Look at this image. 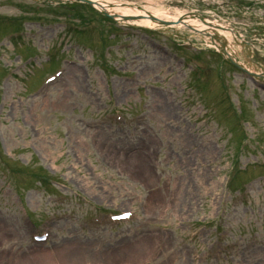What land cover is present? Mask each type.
Segmentation results:
<instances>
[{
	"label": "rangeland",
	"instance_id": "rangeland-1",
	"mask_svg": "<svg viewBox=\"0 0 264 264\" xmlns=\"http://www.w3.org/2000/svg\"><path fill=\"white\" fill-rule=\"evenodd\" d=\"M151 3L171 12L197 13L238 31L258 48V56L252 53L251 59L247 49H238L241 60L251 71L264 72V7L242 0ZM107 20L74 0H0V37L18 26L32 32L0 43V260L6 264H264V177H255L264 172V165L260 166L264 83L257 89L232 65L224 63L220 68L209 37L185 26L177 30L189 40L157 27L136 28L137 35H116L114 42L128 40L130 46L110 49L109 57L104 56L112 41L110 31L138 27ZM63 21L67 26L62 28ZM72 24L83 29L69 31ZM76 39H83L93 53L75 48ZM165 47L187 58L200 76L166 54ZM32 52L39 53L38 58L20 64ZM64 55L76 64L33 96L35 83ZM8 68L14 74L3 78ZM132 71L138 73L134 84L123 85L116 79ZM147 83L160 88L151 91ZM114 110L126 117L145 115L139 125L130 118L95 130L83 124ZM235 112H241L242 136L246 135L242 150H237L242 136L234 125ZM235 168H246L237 181L252 177L220 214L223 194L228 190L234 197L238 192L226 185ZM38 175L68 184L88 202L66 194V200L54 204L50 196L65 192L39 181ZM124 208L134 209L136 220L99 233L79 231L76 220H65L56 223L45 245H26L30 227L26 212L36 221L63 210L79 219ZM206 220H212V230L219 223L225 229L226 235L219 238L224 250L218 256L212 248L217 233L196 227ZM192 229L197 230L193 238L188 236ZM20 254L30 255L31 261L19 259ZM200 254L206 255L205 260L197 257Z\"/></svg>",
	"mask_w": 264,
	"mask_h": 264
},
{
	"label": "bare ground",
	"instance_id": "bare-ground-1",
	"mask_svg": "<svg viewBox=\"0 0 264 264\" xmlns=\"http://www.w3.org/2000/svg\"><path fill=\"white\" fill-rule=\"evenodd\" d=\"M94 1H99L100 4L104 8H106L109 13L113 14L116 17L117 20H124V22H131V23L143 25L146 27H154L156 25H159V23L156 22V20L154 21L149 17V15H153L158 18H161L164 20H170V21H174L178 17L183 18V23L180 22V24L178 25H170L172 29H176L179 25H187L191 27L190 30L193 32L204 33L205 32L204 29L208 27L207 24H205V22L201 21L197 17L198 15L197 16L196 15L186 16L184 15L185 12H181L179 10H175L174 12H171L164 7L152 4L151 3L152 0H145L143 3L141 2L126 3V2H122L118 0H94ZM98 6L100 5L98 4ZM124 17L129 18V20L124 19ZM209 27H208L209 28L208 30L218 31L217 29H215V26L212 24ZM206 34H209V33L207 32ZM224 34H227V37L228 35H230L229 33H224ZM248 49H249L248 52L251 53L252 52L251 45H248ZM254 49L258 51L257 47H254ZM9 255H10V260H13L12 254H9ZM16 257L17 256H15V258ZM18 258L24 259L25 256L20 254ZM25 259L27 261H31V256L29 255Z\"/></svg>",
	"mask_w": 264,
	"mask_h": 264
},
{
	"label": "water",
	"instance_id": "water-1",
	"mask_svg": "<svg viewBox=\"0 0 264 264\" xmlns=\"http://www.w3.org/2000/svg\"><path fill=\"white\" fill-rule=\"evenodd\" d=\"M84 1H86V2H88V3H91V1H90V0H84Z\"/></svg>",
	"mask_w": 264,
	"mask_h": 264
},
{
	"label": "snow or ice",
	"instance_id": "snow-or-ice-1",
	"mask_svg": "<svg viewBox=\"0 0 264 264\" xmlns=\"http://www.w3.org/2000/svg\"><path fill=\"white\" fill-rule=\"evenodd\" d=\"M125 215H127V213H125Z\"/></svg>",
	"mask_w": 264,
	"mask_h": 264
}]
</instances>
